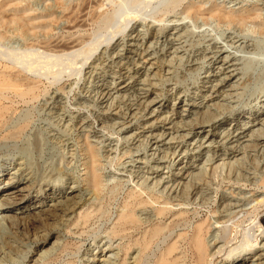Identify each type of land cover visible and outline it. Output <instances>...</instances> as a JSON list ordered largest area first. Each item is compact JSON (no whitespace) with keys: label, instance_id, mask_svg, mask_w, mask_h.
Listing matches in <instances>:
<instances>
[{"label":"rangeland","instance_id":"obj_1","mask_svg":"<svg viewBox=\"0 0 264 264\" xmlns=\"http://www.w3.org/2000/svg\"><path fill=\"white\" fill-rule=\"evenodd\" d=\"M224 55L236 74L205 101ZM9 69L38 87L1 102L0 203L16 189L22 200L0 207V264H152L164 241L200 221L220 226L207 239L227 229L211 264H233L226 252L243 238L264 243V124L240 133L264 103V0H0V71ZM143 97L157 101L154 128ZM192 102L205 106L187 114ZM130 191L145 201L134 207L139 227L113 235ZM177 215L187 222L136 261L132 241ZM259 253L242 264L264 261Z\"/></svg>","mask_w":264,"mask_h":264},{"label":"bare ground","instance_id":"obj_2","mask_svg":"<svg viewBox=\"0 0 264 264\" xmlns=\"http://www.w3.org/2000/svg\"><path fill=\"white\" fill-rule=\"evenodd\" d=\"M189 10L192 12H198L199 7L195 6V7L190 8ZM212 12L215 13L218 17H221V18L227 19V20H233V19L241 20V19H244L246 17V16L234 15V14H232L230 12H226V11H221V9L220 10L214 9ZM145 54L147 55V53H145ZM143 58H145V57H143ZM234 65H235V62H234L232 57L225 56V55L222 57L219 70L217 69L218 70L217 73L214 72V73H216L217 77L221 76V78L219 80H217V81H219L218 83L216 82L215 85L209 86V88L207 90L208 93H206L203 97V98H207V99H203V100L206 101L208 99H211L212 96H214V95H216V93H218V91L221 89L222 86H224L225 83H228L231 79H233V77L236 74V72H235L236 68H232ZM28 68H30V66ZM37 82L38 81L30 80L28 78V76H26L25 74H21V71H19V70L11 71L9 69V71H7V70L0 71V123H1V120L4 116L5 111L7 110L6 106L1 105L2 99H4V97H5L4 92L5 91H11L20 97L30 96V95L34 94V91L38 87ZM118 84H116L114 86L115 89H117V90H122L127 86L124 84L120 87H117ZM114 87H113V89H114ZM143 98L144 99L141 102H142V104H144V108L148 107L147 111L150 112L149 117L154 118V120L147 127L148 128L149 127L154 128V126L156 124L154 126H152V123L158 122L157 121V115H158L159 109H157L156 107H153V108H151V107L157 101L155 99H150L147 101V99L145 97H143ZM139 102H140V100H139ZM184 104L188 105L187 108L184 107V109H183L184 111H187V114H189V112L191 114L192 111L190 109L192 107L193 108L194 107L201 108V107L205 106V104L201 105L200 103L198 104L197 102L196 103H193V102L192 103H184ZM158 106H161V105H158ZM260 107H261V111L256 113L257 116L251 119L250 124L248 125V123H245L244 125H242L240 127V133H244L245 130H249V128L251 126H254V124H256V123H259V121L262 125L264 124V116L259 117L260 114L264 115V103ZM207 117H209V116L207 115ZM212 117L213 116H211V118ZM228 117H231V116H228ZM206 124L207 123H201L200 122V123H198V125L196 127L200 128L204 125L206 126ZM235 124H237V122ZM99 126H100V124H99ZM210 138H213V137L210 135L207 139H210ZM207 139H205V140H207ZM263 145H264V142H263ZM86 153H87V157L89 158L88 176L86 178L87 184H88L89 188H91L96 193L98 191V186H99V182H100L99 175L94 169V162H95L94 160H95L96 155H95L94 151L92 150V147L88 146V144H86ZM188 164H190V163H188ZM181 175H184V174H181ZM263 182H264V180H263ZM7 184H13V182L11 183V181H8ZM23 189H25V187L20 188V189L18 188V191H21ZM16 192H17V189L12 190V191L10 190V191L4 193L3 198H1L0 207H4V206L7 207L8 205L17 204L20 200H22V198H17L18 200L15 199L14 194ZM70 198L71 197H67L66 200H69ZM143 202H145V201L140 197L139 194H137L136 192H133V191L128 192L126 199L123 202V210L120 213H118V215L116 217V223H115L114 227L112 228L111 233L113 235H118V234L124 233L129 228H135V230H136L139 227V225L137 223L138 220L134 215V207L142 204ZM171 212H172L171 209L167 208V207H158L156 209L157 215H162L164 217H166V215L171 213ZM87 219H88V213L87 212H84L83 214L80 215L81 223H85L87 221ZM181 222L186 223L187 219L181 215H177L176 217H173L171 219V222L167 225L165 232L163 231L165 227H160L158 225H155V226H152L149 230L143 231L141 233L140 237H136L135 240L132 241V243H135V245L138 246V255L136 257V261H138V262L143 261V258L146 257V253H148V251L151 249V246L153 245V243L157 240H160L165 235H167L169 237L172 230L174 229V227ZM211 227H213L215 229V227H220V226L217 225V221H212L210 223H207L206 221H200L193 227L190 234H186V232L184 231V232L178 233L175 236V238L173 237L170 240L164 241L165 244H164L163 248L159 251V253L157 255L154 256L152 264H180L179 263L180 261H184V263H182V264H211L213 262V260L215 258H217V256L220 254L221 250L223 249V248L221 249L222 245H219V246H217V248L213 249V247L216 246L217 238H219V237L221 238V236H222V239L226 238V234H227V232H226L227 229H224L221 227L220 233H222V235L219 234L220 235V236L218 235L219 237L212 235V237L210 239H207L208 238L207 233L209 232ZM244 233H246V232H244ZM240 236H241V234H240ZM257 236H259V235H257ZM257 236L253 237V235H252V238H254V239H252V241L250 243H249V240L251 238L250 239H247V238L244 239L243 238V240L240 241L239 244H237L233 247L230 246L231 248H229L228 251L226 252V255H227L229 262H231L233 264H242L245 260H247V258H248L247 256L251 252L252 249L263 248L264 243H260V239L257 242ZM224 241H226V240H224ZM181 242H184L187 246V249L189 250V253H190L189 261H185L186 254L184 253V251H182V250L180 251L178 249V246H179L178 244ZM217 244H218V242H217ZM130 247H131V243L129 240L126 244L122 245L123 254H126L127 250ZM259 255L260 256L262 255L261 259H264V253H259ZM250 264H253V263H250ZM257 264H264V261H261Z\"/></svg>","mask_w":264,"mask_h":264}]
</instances>
